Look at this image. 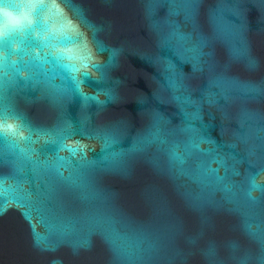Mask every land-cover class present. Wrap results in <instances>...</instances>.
Listing matches in <instances>:
<instances>
[{
	"label": "water",
	"instance_id": "obj_1",
	"mask_svg": "<svg viewBox=\"0 0 264 264\" xmlns=\"http://www.w3.org/2000/svg\"><path fill=\"white\" fill-rule=\"evenodd\" d=\"M4 115L0 264H264V0H0Z\"/></svg>",
	"mask_w": 264,
	"mask_h": 264
},
{
	"label": "snow or ice",
	"instance_id": "obj_2",
	"mask_svg": "<svg viewBox=\"0 0 264 264\" xmlns=\"http://www.w3.org/2000/svg\"><path fill=\"white\" fill-rule=\"evenodd\" d=\"M11 6L15 7V5H11ZM77 89L79 90V85H77ZM7 119H8L7 115L0 116V121H2L4 124V127L0 128V137L4 138L5 140H8L9 137L13 134V130L7 125ZM10 147L13 148L19 147L18 139L14 141L13 144L10 145ZM20 151L26 159L31 160L30 154L25 149L21 148ZM70 151L75 152L77 151V149H70Z\"/></svg>",
	"mask_w": 264,
	"mask_h": 264
}]
</instances>
